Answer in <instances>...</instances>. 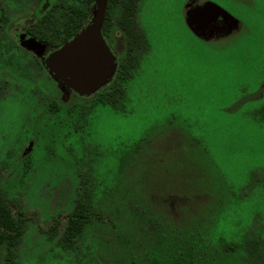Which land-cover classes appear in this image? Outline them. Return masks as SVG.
<instances>
[{
    "label": "rangeland",
    "instance_id": "1",
    "mask_svg": "<svg viewBox=\"0 0 264 264\" xmlns=\"http://www.w3.org/2000/svg\"><path fill=\"white\" fill-rule=\"evenodd\" d=\"M36 1L0 0V193L24 216L0 264H138L158 230L203 236L195 264H250L224 244L247 235L264 249V0H206L239 23L208 41L188 29L187 0H141L149 48L124 112L55 101L54 80L15 41ZM81 187L103 219L65 246L63 220L52 238L46 222Z\"/></svg>",
    "mask_w": 264,
    "mask_h": 264
},
{
    "label": "trees",
    "instance_id": "2",
    "mask_svg": "<svg viewBox=\"0 0 264 264\" xmlns=\"http://www.w3.org/2000/svg\"><path fill=\"white\" fill-rule=\"evenodd\" d=\"M138 1L107 0L101 29L102 35H106L114 23L126 40V53L118 60L116 71L110 79V88H106L101 98H97V102H108L114 110L119 112H124L126 109L125 86L141 61V51L138 48H145L143 50L145 51L148 47L146 35L137 21ZM93 6L94 0H37L32 14L35 21L21 31L45 43L46 54L69 40L90 20ZM15 41L17 46L23 49L17 38ZM90 110L91 108L88 112ZM89 196V189L81 187V193H78L71 211L57 213L46 222L47 224L45 223L48 238L57 234L59 218L63 220L59 243L65 246L83 238L88 225L102 221L101 211L94 207ZM23 228V214L13 211L0 193V244H5L10 251L18 242ZM161 232L158 230L152 235L151 241L156 242L155 247L143 250L141 257L144 260L138 264H195L197 260L204 257L207 247L204 244V237L200 234L194 231ZM262 242L260 239L244 235L239 242L224 244V247L226 251L243 248L250 264H261V257L264 255V249L260 248Z\"/></svg>",
    "mask_w": 264,
    "mask_h": 264
},
{
    "label": "water",
    "instance_id": "3",
    "mask_svg": "<svg viewBox=\"0 0 264 264\" xmlns=\"http://www.w3.org/2000/svg\"><path fill=\"white\" fill-rule=\"evenodd\" d=\"M107 0H94L90 20L69 40L45 55L46 44L25 32L18 34V43L25 50L43 58L45 68L62 86L80 95L96 91L112 78L116 70L115 55L107 46L101 29ZM224 14L218 5L209 2L189 15L197 23L206 18L207 11ZM31 148V142L26 152Z\"/></svg>",
    "mask_w": 264,
    "mask_h": 264
},
{
    "label": "flooded vegetation",
    "instance_id": "4",
    "mask_svg": "<svg viewBox=\"0 0 264 264\" xmlns=\"http://www.w3.org/2000/svg\"><path fill=\"white\" fill-rule=\"evenodd\" d=\"M141 0L138 1V11H139V5ZM209 3V1L206 0H187L184 7V21L188 27V29L198 38L208 41V40H215V39H221L231 34L233 30H236L239 26V23L237 20L232 18L229 14L226 12L224 14L218 13L215 10L214 11H207L206 18L200 22L197 23L194 20H189V15L194 12V10L199 9L200 7L204 6L205 4ZM137 21H138V12H137ZM139 23V22H138ZM140 25V24H139ZM141 26V25H140ZM142 27V26H141ZM143 29V28H142ZM144 31V29H143ZM22 32L21 30L18 32V34ZM145 33V31H144ZM17 34V39H18ZM146 35V34H145ZM29 36V35H27ZM103 38L105 39V42L109 49L112 51V53L115 55V61L118 63L119 58L126 53V40L124 34L121 32V30L113 23V25L110 28V31L103 35ZM147 38V36H146ZM148 41V40H147ZM146 45V44H145ZM149 48L148 47L145 51L144 49H140L141 54L140 58L142 59L144 54L147 52ZM24 49V48H23ZM30 53V56L32 57V62L39 66L40 69L45 71L53 80L56 86V89L58 91V96L55 101L60 103H74L76 99H89L91 101V105H102V106H110L108 102L106 103H99L97 102V98L100 97L104 90L106 88H110L111 84V78L102 85L100 88H98L96 91H94L91 94L88 95H80L73 91L72 89H69L65 86H62L58 83L57 80L52 76L51 73L45 68V65L43 63V58L36 56L33 52L26 50ZM50 52V51H49ZM47 54V53H46ZM45 54V55H46ZM117 67V65H116ZM116 71V70H115ZM53 99H51L48 104L49 106H54L56 104ZM90 107H86L81 114H79L81 118H84L88 112ZM26 148L23 150L22 155H25Z\"/></svg>",
    "mask_w": 264,
    "mask_h": 264
}]
</instances>
